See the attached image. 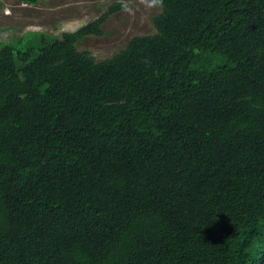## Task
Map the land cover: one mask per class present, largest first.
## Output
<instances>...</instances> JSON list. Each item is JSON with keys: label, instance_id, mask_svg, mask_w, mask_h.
Listing matches in <instances>:
<instances>
[{"label": "trees", "instance_id": "obj_1", "mask_svg": "<svg viewBox=\"0 0 264 264\" xmlns=\"http://www.w3.org/2000/svg\"><path fill=\"white\" fill-rule=\"evenodd\" d=\"M162 3L0 47V264H264V0Z\"/></svg>", "mask_w": 264, "mask_h": 264}, {"label": "rangeland", "instance_id": "obj_2", "mask_svg": "<svg viewBox=\"0 0 264 264\" xmlns=\"http://www.w3.org/2000/svg\"><path fill=\"white\" fill-rule=\"evenodd\" d=\"M114 4L125 9L107 17L101 36H89L77 44L79 51L90 52L99 62L122 50L131 38L155 33L152 19L160 10L149 7L148 0H43L34 5L0 0V47L18 43L19 48H36L42 38L73 32Z\"/></svg>", "mask_w": 264, "mask_h": 264}, {"label": "clouds", "instance_id": "obj_3", "mask_svg": "<svg viewBox=\"0 0 264 264\" xmlns=\"http://www.w3.org/2000/svg\"><path fill=\"white\" fill-rule=\"evenodd\" d=\"M149 7H163L162 0H148Z\"/></svg>", "mask_w": 264, "mask_h": 264}]
</instances>
